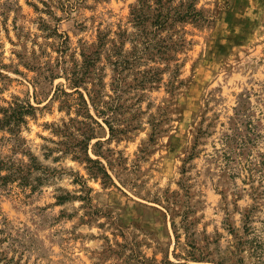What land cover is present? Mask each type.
Segmentation results:
<instances>
[{
    "label": "rangeland",
    "instance_id": "1",
    "mask_svg": "<svg viewBox=\"0 0 264 264\" xmlns=\"http://www.w3.org/2000/svg\"><path fill=\"white\" fill-rule=\"evenodd\" d=\"M0 264H264V0H0Z\"/></svg>",
    "mask_w": 264,
    "mask_h": 264
},
{
    "label": "trees",
    "instance_id": "2",
    "mask_svg": "<svg viewBox=\"0 0 264 264\" xmlns=\"http://www.w3.org/2000/svg\"><path fill=\"white\" fill-rule=\"evenodd\" d=\"M14 111H15V120L21 118L23 113L26 112V111L16 110V109Z\"/></svg>",
    "mask_w": 264,
    "mask_h": 264
}]
</instances>
